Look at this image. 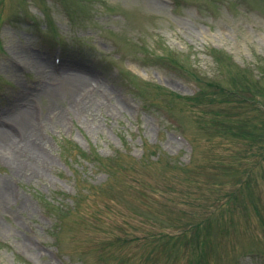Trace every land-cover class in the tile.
<instances>
[{"label": "rangeland", "instance_id": "obj_1", "mask_svg": "<svg viewBox=\"0 0 264 264\" xmlns=\"http://www.w3.org/2000/svg\"><path fill=\"white\" fill-rule=\"evenodd\" d=\"M261 104L264 0H0V264H264Z\"/></svg>", "mask_w": 264, "mask_h": 264}, {"label": "bare ground", "instance_id": "obj_2", "mask_svg": "<svg viewBox=\"0 0 264 264\" xmlns=\"http://www.w3.org/2000/svg\"><path fill=\"white\" fill-rule=\"evenodd\" d=\"M36 59L32 61V64L35 65V67L42 69V72L45 74L47 72L45 60L40 61L38 58ZM91 81L93 80H91L88 75H85L82 79L68 78L64 82L66 85L71 84L72 88L76 90L82 88L87 84V82ZM17 119L21 128L24 129L25 138L22 142L21 139L20 141H17L16 139L14 140V136L11 132L0 127V153H3L6 159L11 161L13 164H16L17 168L22 167V169H24V166L26 165L24 160L30 161L32 164L33 162H37L39 158V156L37 157L38 152L34 147V143L29 140L27 135L28 132L32 134L35 131V123L31 122V112L26 107L19 109ZM25 150H27V152H25ZM28 152L30 153L29 158L25 157V154ZM0 181H2L0 183V197L2 199L8 198V196H10L9 186L6 183H3V180Z\"/></svg>", "mask_w": 264, "mask_h": 264}, {"label": "trees", "instance_id": "obj_3", "mask_svg": "<svg viewBox=\"0 0 264 264\" xmlns=\"http://www.w3.org/2000/svg\"><path fill=\"white\" fill-rule=\"evenodd\" d=\"M246 99H251V98H248V97H246V96H244ZM253 100V99H252Z\"/></svg>", "mask_w": 264, "mask_h": 264}]
</instances>
